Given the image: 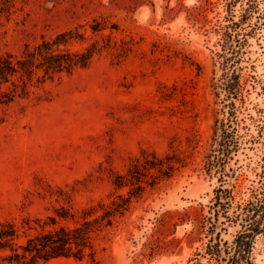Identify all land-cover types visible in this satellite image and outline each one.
<instances>
[{
	"label": "rangeland",
	"instance_id": "1",
	"mask_svg": "<svg viewBox=\"0 0 264 264\" xmlns=\"http://www.w3.org/2000/svg\"><path fill=\"white\" fill-rule=\"evenodd\" d=\"M240 9L235 7V20ZM224 15V0H18L0 20V51L16 52L95 17L117 25L116 36L136 44L119 63L103 52L88 68L45 83L41 99L5 108L0 221L20 225L25 216L44 218L60 206L79 211L108 201L109 165L122 171L142 148L162 155L174 139L187 165L147 187L94 238L98 263L193 264L189 259L211 234L234 246L252 205H261L251 256L264 264V19L256 12L241 25L240 65L244 77L256 81L248 82L243 100L229 102L216 55ZM229 114L228 130L236 131L230 147L217 123ZM186 211L190 220H183ZM198 214L207 234L189 240ZM38 264L91 262L56 258ZM200 264L215 262L203 257Z\"/></svg>",
	"mask_w": 264,
	"mask_h": 264
},
{
	"label": "trees",
	"instance_id": "2",
	"mask_svg": "<svg viewBox=\"0 0 264 264\" xmlns=\"http://www.w3.org/2000/svg\"><path fill=\"white\" fill-rule=\"evenodd\" d=\"M17 1L0 0V20L11 14ZM260 4L262 8H259ZM237 5L241 6V13L235 20ZM224 9L225 24L216 29L222 41L221 51L216 52L221 59L222 70L218 80H221V88L225 92L224 100L234 102L244 99L250 80L256 81L251 74L243 75L244 68L240 65L243 40L239 38V32L241 25L254 13L258 12L257 18L264 19V0H224ZM100 18L95 17L85 25L66 29L50 38L43 37L36 43H25L16 52L0 51V125L6 121L7 106L20 99H41L39 90L45 83L88 68L103 52L110 53L119 63L134 51L136 42L133 38H118L115 32L119 27ZM106 30L109 32L105 33ZM77 43L85 45L72 49L71 46ZM261 89L264 91V83ZM232 116L225 115L217 120V123L220 121L219 137L227 146L236 145L233 137L236 131L228 130L226 123ZM173 142L174 139L162 155L142 148L137 155L127 159L122 171L109 165L107 170L112 191L108 201L99 200L79 211L60 206L44 218L25 216L20 225L14 220L0 221V261L3 264H38L56 258L83 260L87 257L91 264H99L94 255V238L122 217L130 209L133 199L141 197L147 187H155L187 165V155L174 148ZM252 207V214L244 219L249 224H244L243 231L234 239V246H228L225 241L222 244L218 233L215 237L211 234L202 252L197 251L189 262L200 264V259L207 257L215 264H254L251 256L253 238L261 232L260 218L255 216L262 210L261 205ZM198 215L196 230L187 235L189 240L201 238L205 232L207 234L205 221L200 220L202 214ZM184 216L183 220L191 219L189 211Z\"/></svg>",
	"mask_w": 264,
	"mask_h": 264
}]
</instances>
